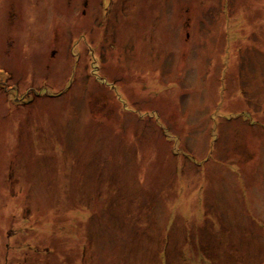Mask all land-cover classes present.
<instances>
[{
    "label": "rangeland",
    "instance_id": "374dc122",
    "mask_svg": "<svg viewBox=\"0 0 264 264\" xmlns=\"http://www.w3.org/2000/svg\"><path fill=\"white\" fill-rule=\"evenodd\" d=\"M71 2L0 0V264H264V0Z\"/></svg>",
    "mask_w": 264,
    "mask_h": 264
},
{
    "label": "flooded vegetation",
    "instance_id": "af4514ba",
    "mask_svg": "<svg viewBox=\"0 0 264 264\" xmlns=\"http://www.w3.org/2000/svg\"><path fill=\"white\" fill-rule=\"evenodd\" d=\"M72 1L70 3L69 6H71V8H75L79 5H83L85 8H88L90 6L89 1L90 0H84V2L82 0H70ZM95 0H92V2ZM100 2L98 3L99 7H102L104 11H111L115 5H116V0H99ZM75 3V5H73ZM87 11L86 9L83 10V14H85Z\"/></svg>",
    "mask_w": 264,
    "mask_h": 264
}]
</instances>
